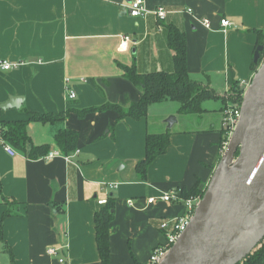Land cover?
Wrapping results in <instances>:
<instances>
[{"label": "crops", "instance_id": "0c3cea01", "mask_svg": "<svg viewBox=\"0 0 264 264\" xmlns=\"http://www.w3.org/2000/svg\"><path fill=\"white\" fill-rule=\"evenodd\" d=\"M130 1L0 0V61L21 62L10 70L0 67V103L10 96L24 98L19 108L1 109L2 118L29 120L31 112L67 111L62 122L30 120L27 125L33 143L50 145V152L59 151L54 139L59 128L80 134L68 159H31L17 149L11 155L0 139V221L8 207L5 198L18 202L3 223L16 264H61L48 254L52 246L63 248L67 264H101L94 214L103 206L98 200L110 194L117 197L110 264H135V258L146 264L164 241L162 222L187 212L184 203L147 204V198L176 186L191 188L198 180L207 187L220 160L222 112L233 83L245 89L254 75L264 0H144L147 12L138 17L130 14ZM159 6L167 10L164 20L153 13ZM189 8L209 18L211 28ZM224 18L232 24L223 27ZM167 23L187 34L191 78L218 96L204 103L206 112L181 116L179 108L164 110L169 104L155 103L139 120L119 121L113 110L80 117L76 110L105 103L126 106L141 97V89L124 77L123 66L134 65L141 73L174 70ZM124 35L131 42L120 51ZM66 79L76 99L67 96ZM171 115L178 120L168 127ZM165 131L172 133L171 144L142 180L135 166L145 157L146 135ZM8 260L0 243V264Z\"/></svg>", "mask_w": 264, "mask_h": 264}, {"label": "water", "instance_id": "95a60500", "mask_svg": "<svg viewBox=\"0 0 264 264\" xmlns=\"http://www.w3.org/2000/svg\"><path fill=\"white\" fill-rule=\"evenodd\" d=\"M264 44L241 103V116L186 230L158 264H238L264 241ZM10 96L0 109L19 108ZM177 116L167 118L168 127Z\"/></svg>", "mask_w": 264, "mask_h": 264}, {"label": "trees", "instance_id": "16d2710c", "mask_svg": "<svg viewBox=\"0 0 264 264\" xmlns=\"http://www.w3.org/2000/svg\"><path fill=\"white\" fill-rule=\"evenodd\" d=\"M167 30V42L169 47L174 51L173 65L174 70L152 71L141 73L133 66H123L124 77L130 80L142 91L141 97L137 101L128 102L126 106L105 103L100 106H92L81 110H76L80 117L95 111L113 110L118 113V120L121 121L126 117L139 120L147 117L149 107L155 103L175 101L180 104L179 114L181 116L191 114H202L206 112L204 103L207 100L218 97L212 88L203 84L199 80L191 78L188 69V50L187 34L174 23L165 24ZM258 43L264 44V33L257 30ZM264 57V51L261 58ZM259 63L253 62L251 68L255 71ZM244 87L239 82L233 83L231 91L227 96V103L241 105ZM32 117L29 120H4L1 116L0 109V139L4 143H9L15 149L25 154L31 159H37L47 155L51 151L50 145H35L31 136L28 134L27 125L30 120L40 121L43 123H57L66 119L65 112H31ZM170 131L161 133H147L145 138V157L136 163L138 176L144 180L148 176L149 167L161 155L165 154L171 144ZM79 132L65 127L59 128L55 134V143L59 147L62 155L72 154L79 144ZM228 141L226 130L222 127L220 130V148ZM221 157V155H220ZM200 180L191 187L178 186L181 189V196L188 199L196 196H203L206 187L200 186ZM16 201L5 198V204L8 205L0 221V243L4 251L9 255L8 262L4 264H16L15 254L12 246L5 240L3 234V223L6 218L15 214L11 208ZM183 203V202H177ZM117 197L110 194L104 204L94 214L95 236L98 253L101 264L111 263V234L110 228L115 220ZM12 206V207H11ZM135 264H142L136 258ZM67 264V263H66ZM238 264H264V241L261 246Z\"/></svg>", "mask_w": 264, "mask_h": 264}, {"label": "built area", "instance_id": "2783aa9c", "mask_svg": "<svg viewBox=\"0 0 264 264\" xmlns=\"http://www.w3.org/2000/svg\"><path fill=\"white\" fill-rule=\"evenodd\" d=\"M128 8L130 11V14L134 17H138L141 15H144L145 12H147L145 1L144 0H131L128 4ZM187 12L191 13L193 16H195L198 20L202 22V24L207 27L211 28V21L209 18H199L192 8H189ZM153 13L160 19L164 20L167 17V10L163 6H159L153 10ZM232 23L229 19H221V25L223 27L230 26ZM131 42V37L129 35L122 36L120 45L118 46V49L120 51H125L129 47V43ZM21 64V62H10L8 60H1L0 61V67L3 70H10L13 68L18 67ZM66 91L67 96L70 99H76L77 98V92L74 89L73 86H69V79H66ZM241 116V105H233L232 103H228L222 112V127L226 130L228 140L230 139L233 131L235 130L239 119ZM228 144V141H226L223 145V149L221 154L224 152ZM5 150L11 154H16V149L10 145L9 143H4ZM62 155L60 151H54L49 152L47 155L43 156L45 159H52L55 156ZM64 156V155H62ZM66 159L70 158L69 156H65ZM111 187H117V184H110ZM158 200L163 202H169V203H177V202H183L187 206V212L183 216L173 218L172 220H165L161 224V228L165 230V236L164 241L157 246L154 247L149 260L146 264H158L162 258L165 256L167 251L172 247V245L178 240L180 235L186 230L188 227L190 220L193 216L194 210L196 208V205L201 200V196L191 197L188 199H184L181 196V189L176 186L173 188L168 189L167 191L162 192L159 196H152L147 198V204H153L157 202ZM107 202V198H103L98 200L99 205H104ZM129 205H133L134 201L132 199L128 200ZM63 248L61 247H49L47 252L51 256L58 257L59 262L61 264H66L65 258L60 254V251Z\"/></svg>", "mask_w": 264, "mask_h": 264}, {"label": "rangeland", "instance_id": "374dc122", "mask_svg": "<svg viewBox=\"0 0 264 264\" xmlns=\"http://www.w3.org/2000/svg\"><path fill=\"white\" fill-rule=\"evenodd\" d=\"M170 103H162V104H169L167 105L165 108H163L164 110H167L169 108V106H173L175 107L174 109H178L180 104L178 102L175 101H169ZM161 103L158 104V106H162ZM165 106V105H164ZM165 112V111H164ZM215 116V121L218 125H220V116L214 115ZM169 117V116H168ZM167 117V118H168ZM163 121H165V119H163ZM229 141V140H228Z\"/></svg>", "mask_w": 264, "mask_h": 264}]
</instances>
